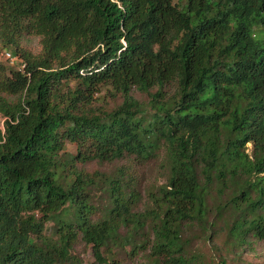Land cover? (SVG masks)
Segmentation results:
<instances>
[{
    "label": "trees",
    "instance_id": "trees-1",
    "mask_svg": "<svg viewBox=\"0 0 264 264\" xmlns=\"http://www.w3.org/2000/svg\"><path fill=\"white\" fill-rule=\"evenodd\" d=\"M0 47L21 61L0 60V264H62L79 236L94 264L127 244L200 263L194 226L264 239V0H0ZM104 85L122 100L95 111ZM160 154L137 209V167ZM92 159L123 162L103 176Z\"/></svg>",
    "mask_w": 264,
    "mask_h": 264
},
{
    "label": "rangeland",
    "instance_id": "rangeland-1",
    "mask_svg": "<svg viewBox=\"0 0 264 264\" xmlns=\"http://www.w3.org/2000/svg\"><path fill=\"white\" fill-rule=\"evenodd\" d=\"M26 46L37 49V37L33 36L27 39ZM8 53L10 55L8 56ZM0 60L9 65L21 66V61L11 54L10 49L0 47ZM76 80H71L70 85H74ZM133 95L141 101H145L148 95L138 89H133ZM122 100L121 93L115 92L111 86H102L96 93L91 105V109L95 111L109 110L119 104ZM248 150L251 148V143L247 144ZM66 148L74 151L75 146L72 143L66 144ZM162 154V153H161ZM150 159L144 165L137 167L136 173L139 184L136 189L139 191V200L137 209H143L152 204L150 199V190H155L158 185L165 182V172L162 168V156ZM163 155V154H162ZM121 160L99 161L97 159L78 162L79 166H83L89 173L98 172L103 176L112 173V171L121 164ZM93 202L96 206H100L105 198L103 188L95 186L92 188ZM50 221L45 223L49 225ZM45 230V229H44ZM46 233H49L47 230ZM186 236L190 238V250L197 252L201 259L200 263L196 264H241L242 262H252L264 264V239L250 237L249 243H244L240 246H232L228 242L224 233H220L215 237L213 242L205 239V235L201 234L194 226L191 230L187 229ZM71 257L62 264H94L95 256L92 247L81 236L73 243L70 249ZM109 259H114L118 264H142L144 256L142 253L132 255L130 246L127 244L123 248H118L115 245L112 251H105Z\"/></svg>",
    "mask_w": 264,
    "mask_h": 264
},
{
    "label": "built area",
    "instance_id": "built-area-1",
    "mask_svg": "<svg viewBox=\"0 0 264 264\" xmlns=\"http://www.w3.org/2000/svg\"><path fill=\"white\" fill-rule=\"evenodd\" d=\"M10 55V53H8V56Z\"/></svg>",
    "mask_w": 264,
    "mask_h": 264
}]
</instances>
